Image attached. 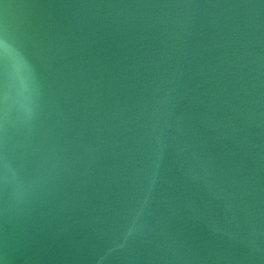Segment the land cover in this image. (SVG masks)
I'll use <instances>...</instances> for the list:
<instances>
[{
	"label": "water",
	"instance_id": "95a60500",
	"mask_svg": "<svg viewBox=\"0 0 264 264\" xmlns=\"http://www.w3.org/2000/svg\"><path fill=\"white\" fill-rule=\"evenodd\" d=\"M0 264H264V0H0Z\"/></svg>",
	"mask_w": 264,
	"mask_h": 264
}]
</instances>
